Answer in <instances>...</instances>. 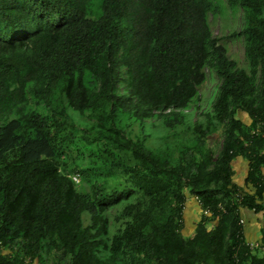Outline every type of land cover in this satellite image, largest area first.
Wrapping results in <instances>:
<instances>
[{
    "label": "trees",
    "instance_id": "1",
    "mask_svg": "<svg viewBox=\"0 0 264 264\" xmlns=\"http://www.w3.org/2000/svg\"><path fill=\"white\" fill-rule=\"evenodd\" d=\"M226 3L246 69L213 36L215 0H0V264H264L238 234L240 207L263 212L264 245V0ZM207 69L219 83L201 110ZM72 113L93 122L80 135ZM132 119L185 135L150 149ZM191 198L212 215L186 237Z\"/></svg>",
    "mask_w": 264,
    "mask_h": 264
},
{
    "label": "rangeland",
    "instance_id": "2",
    "mask_svg": "<svg viewBox=\"0 0 264 264\" xmlns=\"http://www.w3.org/2000/svg\"><path fill=\"white\" fill-rule=\"evenodd\" d=\"M220 2L215 0L216 5L222 9L221 13L216 16L209 17L213 36L220 39L221 44L226 48L229 56L236 60L239 66H244L246 69L247 66L244 62V40L243 37L238 35L243 25L242 12L239 8L236 10H231V8L227 5L226 0H220ZM206 73L207 79L199 88L201 97V110H205V107L208 106V102L212 101V97L214 96L215 90L219 83L217 77L210 70L207 69ZM209 108L210 105L207 107V109ZM237 117L245 123L249 121L246 114L240 111L237 112ZM155 120L156 119L140 122L132 119L128 122L129 126L127 128V132L134 140H141L144 145L150 149H163L165 146L170 147L172 146L175 137H184L185 134L183 131L178 130L171 132L163 126L162 122H156ZM70 121L73 123L77 135H80L85 129L89 128L88 126L90 124L93 123L88 118L81 117L73 113L71 114ZM221 139L222 137L218 135V138L213 143V148L216 152L220 146ZM77 150L78 149L74 148V154H77ZM81 153H83L82 150ZM84 155H87L86 151L84 152ZM84 158H86V156H84ZM84 161H86V159H84ZM84 164H86V162H84ZM107 181L109 182V185L107 186L108 189L120 190L126 185V179L121 172L115 173L114 177L108 178ZM78 189L80 191L87 192L89 190L88 183L81 182V185ZM186 205L184 216L187 220V215L189 213L188 209L190 208V205L188 202ZM114 214L115 209H109L108 218L110 221L111 233H113L117 227V224H115L113 219ZM88 216L89 215L87 212L83 213L82 215L83 225L85 226L89 223ZM258 254H260V252H258Z\"/></svg>",
    "mask_w": 264,
    "mask_h": 264
},
{
    "label": "crops",
    "instance_id": "3",
    "mask_svg": "<svg viewBox=\"0 0 264 264\" xmlns=\"http://www.w3.org/2000/svg\"><path fill=\"white\" fill-rule=\"evenodd\" d=\"M249 122L250 120L246 124H249ZM233 169L235 171V175L233 177L234 182L239 187H244L245 178L247 176V171H248L247 161H245L242 158L236 159V161L233 164ZM251 191L252 190L250 189V192ZM188 203L190 205V208L188 209L189 213L187 215L188 216L187 220L183 213V223H184L183 235L186 237H191L194 233L195 226L201 217V210L193 198L188 200ZM184 211H185V208H184ZM243 217L246 222L245 227H244L245 240L247 242L262 243L261 242L262 241L261 230H262V224H263V212L255 213L252 211H245ZM35 264L37 263L35 262Z\"/></svg>",
    "mask_w": 264,
    "mask_h": 264
},
{
    "label": "built area",
    "instance_id": "4",
    "mask_svg": "<svg viewBox=\"0 0 264 264\" xmlns=\"http://www.w3.org/2000/svg\"><path fill=\"white\" fill-rule=\"evenodd\" d=\"M253 133H256V132H253ZM71 179L77 185L80 184V182H81V177H80L79 173H73V174H71ZM242 200H243V194L240 193V192H238L236 194V201L237 202H240ZM194 201H196V204L200 208L199 201L196 198H194ZM200 210H201V208H200ZM219 210L224 211V209L221 206H219ZM238 210H239L238 212L240 214V218H239V221H238V226L240 227V230H239L238 234L242 235L245 246L248 247V249L251 252L257 251V252L263 253L264 252V245L262 243H258V242H247L245 240V238H244V227H245V224H246L245 219L243 217L244 212L245 211H252V212H254V210H247V209H244L243 207H240ZM201 213H203V215L208 216V217H211V215H212V212L211 211H208V210H203V211L201 210ZM22 264H35V261L31 257H25L22 260Z\"/></svg>",
    "mask_w": 264,
    "mask_h": 264
},
{
    "label": "clouds",
    "instance_id": "5",
    "mask_svg": "<svg viewBox=\"0 0 264 264\" xmlns=\"http://www.w3.org/2000/svg\"><path fill=\"white\" fill-rule=\"evenodd\" d=\"M81 183V182H80Z\"/></svg>",
    "mask_w": 264,
    "mask_h": 264
}]
</instances>
